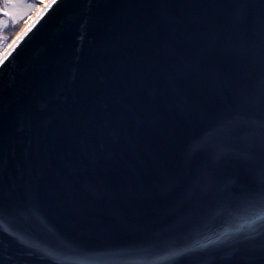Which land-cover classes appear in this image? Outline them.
I'll use <instances>...</instances> for the list:
<instances>
[{
	"label": "water",
	"instance_id": "95a60500",
	"mask_svg": "<svg viewBox=\"0 0 264 264\" xmlns=\"http://www.w3.org/2000/svg\"><path fill=\"white\" fill-rule=\"evenodd\" d=\"M0 60V264H264V0H49Z\"/></svg>",
	"mask_w": 264,
	"mask_h": 264
},
{
	"label": "trees",
	"instance_id": "16d2710c",
	"mask_svg": "<svg viewBox=\"0 0 264 264\" xmlns=\"http://www.w3.org/2000/svg\"><path fill=\"white\" fill-rule=\"evenodd\" d=\"M43 0H27L32 7H36ZM16 4L14 0H0V52L8 44L15 29L22 19L15 15Z\"/></svg>",
	"mask_w": 264,
	"mask_h": 264
},
{
	"label": "rangeland",
	"instance_id": "374dc122",
	"mask_svg": "<svg viewBox=\"0 0 264 264\" xmlns=\"http://www.w3.org/2000/svg\"><path fill=\"white\" fill-rule=\"evenodd\" d=\"M45 0H43L42 2L39 3V5H37L36 7H32L31 5H29V3H27V0H14L15 4H16V11H15V15L18 19H22V22L20 23V25L15 29L14 33L11 36L10 41L8 42L7 45L10 44V42L17 36V34L19 33V31L21 30L22 26L29 20V18L32 17L33 13L35 11H37V9L41 6V4L44 2ZM7 45L4 47V49L7 47ZM4 49L0 52V55L2 54V52L4 51Z\"/></svg>",
	"mask_w": 264,
	"mask_h": 264
},
{
	"label": "bare ground",
	"instance_id": "6f19581e",
	"mask_svg": "<svg viewBox=\"0 0 264 264\" xmlns=\"http://www.w3.org/2000/svg\"><path fill=\"white\" fill-rule=\"evenodd\" d=\"M47 1H49V0H45L42 4H41V6L37 9V11H35L34 13H33V15H32V17L31 18H29V20L22 26V28H21V30L19 31V33L17 34V36L19 35V34H21L27 27H28V25L34 20V18L37 16V14L39 13V11H40V9L43 7V5L47 2ZM16 36V37H17ZM14 40V39H13ZM12 40V41H13ZM11 41V42H12ZM10 42V43H11ZM7 47H8V45H7Z\"/></svg>",
	"mask_w": 264,
	"mask_h": 264
},
{
	"label": "snow or ice",
	"instance_id": "6c2138e0",
	"mask_svg": "<svg viewBox=\"0 0 264 264\" xmlns=\"http://www.w3.org/2000/svg\"><path fill=\"white\" fill-rule=\"evenodd\" d=\"M56 2V0H53V3H55ZM51 5H49L48 7H50ZM35 23V22H34ZM34 26V25H33ZM28 30H30V28L28 29ZM0 63H3V61L2 60H0Z\"/></svg>",
	"mask_w": 264,
	"mask_h": 264
}]
</instances>
